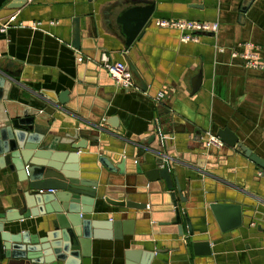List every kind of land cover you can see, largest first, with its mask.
Returning <instances> with one entry per match:
<instances>
[{
  "label": "crops",
  "instance_id": "1",
  "mask_svg": "<svg viewBox=\"0 0 264 264\" xmlns=\"http://www.w3.org/2000/svg\"><path fill=\"white\" fill-rule=\"evenodd\" d=\"M9 1L0 8V27L7 25L6 33H0V73L12 75L17 84L11 85V96L51 113L47 102L68 93L67 105L59 104L50 116L49 132L59 137L73 130L95 131L97 121L118 119L119 128L107 125L115 134L99 133V149L107 155L117 152L120 159L153 162L154 155L139 157L138 143L146 147L154 127L159 128L163 140L157 135L156 141L166 143L172 149L169 155L180 160L171 166V176L188 199L182 207L195 234L205 231L211 244L210 256L197 257L190 246L185 249V238L167 224L174 217L168 207L125 213L96 200L93 213L82 218L113 221L116 226L97 230L103 238L92 239L90 264H264V177L259 167L237 150L220 151L218 157L201 150L206 134L218 137L220 130L229 129L264 160V73L231 56L251 43L261 49L264 62V0H255L243 17L245 0H27L21 9L7 10ZM151 4L152 22L127 50L120 17L133 7ZM76 19L80 50L72 45ZM156 21L218 23L219 30L200 35L198 42L183 43L180 31L158 27ZM101 50L102 59L106 55L110 61L130 62L147 91L136 85L130 90L118 87L95 62ZM198 76L201 83L194 92ZM161 92L165 97L159 101ZM85 153L93 155L94 149L89 146ZM93 166L105 189L108 171L99 163ZM158 185L163 187V182ZM19 188L15 173L0 170V214L20 207ZM216 189L222 192L220 200L227 191V201L242 197L251 205L244 207L241 228L221 232L205 201ZM53 218L18 221L6 229L44 237L53 229ZM121 221L134 223L124 228Z\"/></svg>",
  "mask_w": 264,
  "mask_h": 264
},
{
  "label": "water",
  "instance_id": "2",
  "mask_svg": "<svg viewBox=\"0 0 264 264\" xmlns=\"http://www.w3.org/2000/svg\"><path fill=\"white\" fill-rule=\"evenodd\" d=\"M7 1L0 0V8ZM254 1H244L242 17ZM26 4L27 0H11L6 9L19 10ZM154 11V4L133 7L120 17L127 50L152 22ZM81 40L80 22L76 19L72 45L77 50L82 48ZM99 52L95 62L102 66L105 52ZM128 66L137 88L147 91L135 67L130 62ZM12 77L0 73V170L9 168L11 173L17 175L20 207L0 214V264H90V243L92 239L103 238L97 230L111 231L116 226L113 221L82 218V214L93 213L96 200H104L125 213L153 212L151 208L154 205L168 207L167 212L173 213L174 217L167 224L177 227L179 237L185 238V249L190 246L197 257L211 255L209 237L205 231L200 235L195 234L192 221L182 207L188 203V199L184 197L178 179L173 183L171 176V166L179 165L180 160L169 155L172 149L166 143L156 141L161 133L159 128L154 127L146 147H143V142L138 143L142 149L139 157L142 158L144 153L154 155L153 162L120 159L116 157L117 152H113L116 156L107 155L99 149V133L115 134L108 131L107 125L113 129L119 128L118 119L97 121L93 125L95 131L79 129L59 137L49 132L50 116L54 109H60L59 104L67 105L68 93L59 95L56 102H47L52 108L48 113L41 107L33 108V101L31 104L22 100L19 102L15 96L12 97L9 92L12 91L11 85H17ZM200 83L201 76H198L193 82L194 92ZM218 138L224 144L221 149L204 146L201 150L214 157H218L220 151L237 150L257 165L261 174L264 173V160L240 143L229 129L220 130ZM196 141L201 142V137ZM89 146L94 149L93 155L85 153ZM94 163H99L108 171L105 189L99 186L100 172L96 173ZM147 166L155 168L144 170L143 167ZM160 182H163V187L158 185ZM212 191L214 196L206 197L205 201L221 232L241 228L246 212L244 207L250 204L242 197L227 201V191L226 195L223 194L226 199L220 200L219 194L222 195V192L217 189ZM131 196L146 199L137 202ZM168 198L170 201L164 204ZM45 216L54 218L50 220L52 231L45 233L44 237L28 231L12 233L6 229L8 224ZM133 223L121 221L124 228Z\"/></svg>",
  "mask_w": 264,
  "mask_h": 264
},
{
  "label": "built area",
  "instance_id": "3",
  "mask_svg": "<svg viewBox=\"0 0 264 264\" xmlns=\"http://www.w3.org/2000/svg\"><path fill=\"white\" fill-rule=\"evenodd\" d=\"M155 25L161 28H174L182 33L181 41L183 43L198 42L200 34H216L219 30L218 23H202V22H187V21H156ZM7 25L0 27V33H6ZM240 51H233L231 56L235 59H241L244 62L245 67L258 70L264 73V62L261 60V49L251 43L241 45ZM82 58L78 61L82 62ZM102 67L108 72L114 83L125 90L135 89L134 76L124 62L110 61L105 57L102 59ZM165 97L164 93H159L157 99L160 101ZM160 140L162 134H159ZM204 145L207 148L214 147L221 149L223 142L214 135L206 134L204 139ZM260 176L264 177V173Z\"/></svg>",
  "mask_w": 264,
  "mask_h": 264
},
{
  "label": "bare ground",
  "instance_id": "4",
  "mask_svg": "<svg viewBox=\"0 0 264 264\" xmlns=\"http://www.w3.org/2000/svg\"><path fill=\"white\" fill-rule=\"evenodd\" d=\"M106 56V55H105Z\"/></svg>",
  "mask_w": 264,
  "mask_h": 264
}]
</instances>
